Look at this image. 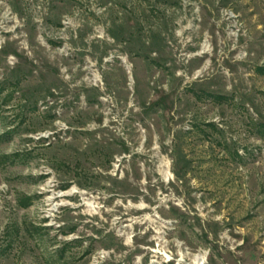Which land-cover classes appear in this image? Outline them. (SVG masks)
I'll return each instance as SVG.
<instances>
[{"label": "rangeland", "instance_id": "1", "mask_svg": "<svg viewBox=\"0 0 264 264\" xmlns=\"http://www.w3.org/2000/svg\"><path fill=\"white\" fill-rule=\"evenodd\" d=\"M260 66L264 0H0V264H264Z\"/></svg>", "mask_w": 264, "mask_h": 264}, {"label": "trees", "instance_id": "2", "mask_svg": "<svg viewBox=\"0 0 264 264\" xmlns=\"http://www.w3.org/2000/svg\"><path fill=\"white\" fill-rule=\"evenodd\" d=\"M257 70L264 75V66H260L257 68ZM213 96V95H211ZM216 99H223L225 98L224 96H214ZM211 126H214V124H211ZM261 126H264V125H261ZM34 229V232L37 233L38 232V228L35 227L33 228ZM115 240H116V236L114 235V240L112 241V243L110 245H108L106 247V249H114L115 251L117 252H121V249L123 248V244L122 243H115ZM80 244L81 246H83V240H81L80 238H75L71 241H63L62 242V245L60 247H57L54 251L55 255L52 256V259L50 261V264H71V262L69 261L70 259V255H71V258L72 256L75 257V255H72L74 253H70L69 251V248L72 246V245H78ZM93 252V249H92V245H89L88 247H86L81 255L84 256V255H88V254H91ZM68 253H70V255H68Z\"/></svg>", "mask_w": 264, "mask_h": 264}]
</instances>
